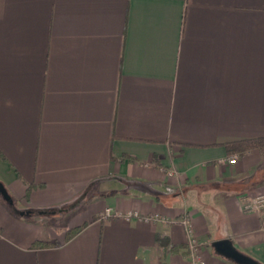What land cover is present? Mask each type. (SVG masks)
Instances as JSON below:
<instances>
[{"label":"crops","instance_id":"0c3cea01","mask_svg":"<svg viewBox=\"0 0 264 264\" xmlns=\"http://www.w3.org/2000/svg\"><path fill=\"white\" fill-rule=\"evenodd\" d=\"M261 139L264 0H0V264H194L187 215L202 261L264 264V154L227 148Z\"/></svg>","mask_w":264,"mask_h":264},{"label":"built area","instance_id":"2783aa9c","mask_svg":"<svg viewBox=\"0 0 264 264\" xmlns=\"http://www.w3.org/2000/svg\"><path fill=\"white\" fill-rule=\"evenodd\" d=\"M237 159L238 157L234 156V158L230 159L228 163L231 165H234L237 163ZM168 175L170 177H173L177 175V173L175 171H169ZM243 209L245 212H248V213L261 212L262 210H264V196H258L256 198H245L243 200ZM103 215H104V218H103L104 220L112 217L114 215L113 209L106 208ZM133 218H140V215L137 212H129L126 215V219L128 221L132 220ZM146 220H152L154 222H166L167 221L165 218H162L160 216H154ZM180 223L186 228L187 235H188V252L190 256L192 257L194 264H207L205 261H202L198 256L202 245L196 239L194 235V231L191 228L190 216L188 215L185 216L181 220Z\"/></svg>","mask_w":264,"mask_h":264},{"label":"rangeland","instance_id":"374dc122","mask_svg":"<svg viewBox=\"0 0 264 264\" xmlns=\"http://www.w3.org/2000/svg\"><path fill=\"white\" fill-rule=\"evenodd\" d=\"M264 154V150H262ZM102 189L95 186L88 195L91 199L93 196L100 195ZM98 197V196H97ZM70 205L65 206L64 210L62 212H57L55 215H44V216H38L36 217L37 220L43 222L47 228L54 230L57 234H59V240L60 241H54V242H47V243H53V244H61L62 242H66V238L68 235V232L71 230H74L78 227H74V218L79 213L80 210H83L85 207L80 205L76 206L77 208L69 209ZM68 208V209H67ZM61 207L56 209V211H59ZM67 209V210H65ZM101 220H104V215L102 214L99 216Z\"/></svg>","mask_w":264,"mask_h":264},{"label":"water","instance_id":"95a60500","mask_svg":"<svg viewBox=\"0 0 264 264\" xmlns=\"http://www.w3.org/2000/svg\"><path fill=\"white\" fill-rule=\"evenodd\" d=\"M0 196L4 198L6 202L9 204H13L12 198L9 195V193L6 191L4 185L0 182ZM42 214H46L49 212H40ZM54 213V212H51ZM28 215H31L32 212L29 211L27 212ZM22 216L25 214L22 212ZM212 248L214 249L215 253L229 261L234 262L235 264H261L254 258L244 254L240 250L236 248L234 245L233 241L230 239H224V240H219L215 241L212 244Z\"/></svg>","mask_w":264,"mask_h":264},{"label":"trees","instance_id":"16d2710c","mask_svg":"<svg viewBox=\"0 0 264 264\" xmlns=\"http://www.w3.org/2000/svg\"><path fill=\"white\" fill-rule=\"evenodd\" d=\"M228 150L230 152L240 153L244 154L248 151H251L253 149H259L264 150V139L261 140H255V141H248V142H241V143H234L227 146ZM87 226V224H84L74 230H71L68 232L66 242L72 240L74 237H76L81 231ZM157 241L160 245L167 248L169 246V241L161 236L157 237ZM60 245V244H59ZM36 248H47V247H54L58 246V244L53 243H47V242H39L34 245Z\"/></svg>","mask_w":264,"mask_h":264}]
</instances>
